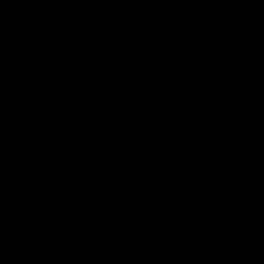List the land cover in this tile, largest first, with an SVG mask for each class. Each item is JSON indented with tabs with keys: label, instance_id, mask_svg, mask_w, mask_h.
Here are the masks:
<instances>
[{
	"label": "water",
	"instance_id": "95a60500",
	"mask_svg": "<svg viewBox=\"0 0 264 264\" xmlns=\"http://www.w3.org/2000/svg\"><path fill=\"white\" fill-rule=\"evenodd\" d=\"M264 0H0V264H155Z\"/></svg>",
	"mask_w": 264,
	"mask_h": 264
}]
</instances>
